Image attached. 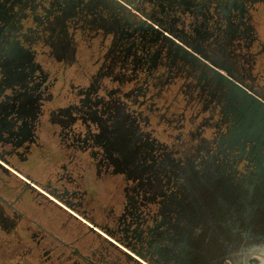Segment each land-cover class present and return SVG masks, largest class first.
Listing matches in <instances>:
<instances>
[{
    "label": "flooded vegetation",
    "instance_id": "af4514ba",
    "mask_svg": "<svg viewBox=\"0 0 264 264\" xmlns=\"http://www.w3.org/2000/svg\"><path fill=\"white\" fill-rule=\"evenodd\" d=\"M44 11L57 18L40 55L22 29L29 16L44 25ZM0 24L6 41L27 45L39 82L23 103L0 105V264L258 259L256 165L247 177L237 168L190 184L168 163H113L93 137L107 105L143 130L149 159L191 163L211 153L227 168L239 152L229 125L264 116V0H0ZM49 64L79 76L61 80Z\"/></svg>",
    "mask_w": 264,
    "mask_h": 264
},
{
    "label": "snow or ice",
    "instance_id": "6c2138e0",
    "mask_svg": "<svg viewBox=\"0 0 264 264\" xmlns=\"http://www.w3.org/2000/svg\"><path fill=\"white\" fill-rule=\"evenodd\" d=\"M2 27L0 24V105L11 98L23 103L26 95L39 88V82L35 80L34 70L30 66L31 58L27 45L6 41ZM99 97L103 98L99 102L105 104L108 98L106 92H99ZM105 108L106 114L99 120V131L93 139L101 140L103 146L109 149L113 163L119 164L132 156L136 157L138 163L149 168L168 163L180 169L190 184L208 182L219 172L237 168L240 169L239 174L242 177H247L254 170L253 165L264 174V159H261L264 157V116L255 121L238 116V119L229 125L226 135L235 139L239 152L234 153L233 157H226L225 168L219 154L211 153L208 156L201 155L199 159L193 157L191 163L183 157L173 158L167 162L162 161L157 155H152L149 159L141 149L143 130L137 131L127 127L115 111L107 108V105ZM88 123L89 130L92 131L91 122ZM241 160L244 161L243 164H240Z\"/></svg>",
    "mask_w": 264,
    "mask_h": 264
},
{
    "label": "water",
    "instance_id": "95a60500",
    "mask_svg": "<svg viewBox=\"0 0 264 264\" xmlns=\"http://www.w3.org/2000/svg\"><path fill=\"white\" fill-rule=\"evenodd\" d=\"M46 12L44 11L43 14H40V17L44 18L45 24L44 25H39V26H33L31 24H33V21L35 20V18L33 16H29L28 20H25L24 22V26L22 29V36L25 37L27 34H35V41L36 42H32L30 47L34 48L33 50L36 51L38 54L40 55H44L42 52H40V50L42 48L41 45L43 44V41L45 40V38H48L50 35V29L47 26L51 21H55L57 16L53 15V16H49L47 19L45 18V14ZM71 34L72 35H76V36H83V33L81 32V28L79 26H71ZM45 46V45H44ZM51 70L53 72H55L57 75H59L60 79L63 80L64 78H67V80H70V76H75L76 73L79 76V72L78 70H76L75 68H70V67H66L63 66V64H49ZM66 76V77H64ZM74 80H78V77ZM253 264H260V259H256L253 260Z\"/></svg>",
    "mask_w": 264,
    "mask_h": 264
},
{
    "label": "rangeland",
    "instance_id": "374dc122",
    "mask_svg": "<svg viewBox=\"0 0 264 264\" xmlns=\"http://www.w3.org/2000/svg\"><path fill=\"white\" fill-rule=\"evenodd\" d=\"M252 249H246L247 253L244 254V256L242 257L243 259H247L250 257V252ZM260 251L258 252L257 256L260 259V264H264V245L261 246V248L259 249Z\"/></svg>",
    "mask_w": 264,
    "mask_h": 264
}]
</instances>
